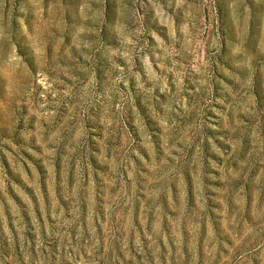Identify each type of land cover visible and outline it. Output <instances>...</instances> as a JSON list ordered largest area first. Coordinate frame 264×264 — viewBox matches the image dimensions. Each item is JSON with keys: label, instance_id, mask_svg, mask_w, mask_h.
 <instances>
[{"label": "rangeland", "instance_id": "1", "mask_svg": "<svg viewBox=\"0 0 264 264\" xmlns=\"http://www.w3.org/2000/svg\"><path fill=\"white\" fill-rule=\"evenodd\" d=\"M0 264H264V0H0Z\"/></svg>", "mask_w": 264, "mask_h": 264}]
</instances>
